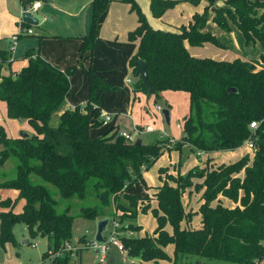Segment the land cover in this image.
Here are the masks:
<instances>
[{
  "label": "trees",
  "instance_id": "16d2710c",
  "mask_svg": "<svg viewBox=\"0 0 264 264\" xmlns=\"http://www.w3.org/2000/svg\"><path fill=\"white\" fill-rule=\"evenodd\" d=\"M108 1L91 0L89 28L79 37L75 65L58 68L39 55L37 46L24 52L26 64L19 71L3 75L1 69L10 62V51L0 49V100L5 103V115L25 120L33 131L10 138L0 126V168L12 162L7 175L0 172V188L17 191L12 201L0 200V246L14 244L12 227L21 223L29 237L46 239L40 255L44 257L47 250L55 252L64 241L70 242L74 218L106 217L122 222L149 212L154 221L150 233L118 238L129 257L148 264L168 262L170 257L164 248L171 246L173 263L193 254L222 262L257 264L264 258V0H225V7H213L215 0H205L200 12H193L185 25L172 31L152 28L135 0H122L129 4L137 22L126 33L128 41L137 42L127 60L135 77L133 94L146 91L135 75L137 60L145 65L153 102L161 98L162 91L187 93L188 111L180 121L182 135L172 148L165 146L166 137L134 144L117 135L118 130L89 135L91 128L101 125L97 110L89 115L90 103H98L101 91L117 89L103 82L90 66L96 24ZM178 1L182 0H148L150 14L159 18ZM208 9L221 30L229 31L231 24L245 45L258 43L262 49L258 59L218 60L190 55L185 43L222 46L204 29ZM84 61L89 63L85 69L86 102L82 108L75 105L71 110L64 109L68 77L83 67ZM228 88L234 91L228 92ZM95 90L99 91L96 97ZM52 118L54 127L49 125ZM251 121H260L258 128L250 130ZM57 134L67 139L68 152H58L49 139ZM245 139L254 145L250 156L245 153L236 161L212 166L207 165V157L201 168L195 165L183 174L167 176L171 182L164 177L166 167L159 166L156 173L160 184L150 196L126 190L168 148L179 152L186 145L191 152L209 153L233 150ZM177 163L181 165L179 160ZM192 178L200 182L192 183ZM186 188L187 194L191 189L199 192L194 212L182 205ZM219 196L233 205H225ZM19 199L23 204L15 212L13 207ZM193 214L199 215L196 227L187 225ZM140 228L138 224L121 227ZM79 240L82 242L84 235ZM70 260L64 252L53 256L50 264H70Z\"/></svg>",
  "mask_w": 264,
  "mask_h": 264
},
{
  "label": "crops",
  "instance_id": "0c3cea01",
  "mask_svg": "<svg viewBox=\"0 0 264 264\" xmlns=\"http://www.w3.org/2000/svg\"><path fill=\"white\" fill-rule=\"evenodd\" d=\"M40 6L37 9V13L40 16H45V20L36 24L34 26L30 25L32 30L31 34L20 35L14 45L10 50L8 65L4 66L1 69V74L5 75L8 71L17 72L21 67L26 64V59L23 58V54L27 49L35 48L38 46L39 55L49 62L50 64L63 69L70 65H75L77 63L78 58V47L80 44L79 37L86 34L89 28L90 16H91V0H39ZM138 4L140 10L144 14L147 22L150 24L152 28L161 29V30H169L172 31L179 25H185L191 18L193 12H200L203 8L204 4L203 0L198 2L195 6H187L185 3H176L173 7L176 9L179 6L186 8V11L183 15L174 18L173 12H171V8L166 10L163 15L159 18L152 17L148 8V0H135ZM223 0L218 3L219 6L223 5ZM190 5V4H189ZM217 6V7H219ZM214 7V6H213ZM20 11V2L18 0H0V49L8 50L9 46V38L10 36L16 32V20L18 18V14ZM213 12L211 10L208 11V18L206 23H211V17ZM136 15L134 12L129 10V4L122 0H109L107 6L103 13L98 18V23L96 24L95 29V39L92 45V53L90 66L96 73V75L107 84H116L118 89L112 90H104L105 95H108L107 98L102 99L101 102L97 104L90 103V111L89 115H92L95 110L104 111L109 114L110 118L101 126H104L103 131L100 133L107 131L108 129L112 130H124L135 136L138 135L137 138L140 139L141 142L148 143L143 137L144 134L155 133L154 138H172L174 141H177L182 135V132L179 136L180 128L175 126L173 123V128L170 127L171 118H178L180 114L184 113L183 111H187L186 107L182 109V111L177 114L174 112L175 107L173 106L172 97L177 96V91H162L161 98L158 101H163L167 105L168 112V123L166 124L158 115V122L155 123L153 114V109H150L149 102L153 104L152 96H146L145 93L136 92L133 94L131 90V85L135 81V77L131 72V77L128 76L123 80V83L120 85L116 81L117 75L124 70L126 66L127 60L129 56H131L136 49V41H128L126 38L127 31L131 30L136 26ZM216 25L211 24L209 30L222 45L224 48H233L236 51L241 52V55H234V57L227 58V60H231L233 58H239L241 60H253L258 59L260 53L262 52L261 46L258 43L247 44L245 45L243 42V38L240 32L233 26H230V30L228 32L221 31L215 27ZM205 29V28H204ZM187 51L190 55L195 57H204L208 56L213 59L222 60L215 55H209L202 53V49H209L212 47L209 43H203L201 48L190 46L188 44H184ZM252 45L253 47H257V56L251 55L252 50L247 49ZM243 46V47H242ZM213 49V48H212ZM223 49V48H222ZM225 50V49H224ZM89 63L84 61L83 66L85 69ZM92 64V65H91ZM125 65V66H124ZM82 68V67H80ZM128 71L130 67L127 66ZM80 70L79 68L76 69ZM75 71V72H76ZM74 72V73H75ZM72 75L68 77L69 83V92L68 96L64 101V109L71 110L75 105H78L82 108L87 99V79L85 74V80L82 84L72 85L70 83V78ZM72 91V92H71ZM101 91L99 94H102ZM121 94V95H120ZM181 96L185 99L188 105V96L186 94L181 93ZM144 99V102H143ZM150 104V105H151ZM157 105V103H155ZM159 106V105H158ZM160 107V106H159ZM155 109V108H154ZM185 113V114H186ZM111 114H116V117L111 120ZM177 114V115H176ZM182 119V117H181ZM9 120V118L5 115V103L0 100V126H5V121ZM20 122L19 128H24V132L26 134H31L33 131L27 128V123L25 120L16 119ZM180 122L179 120H177ZM153 123V126L156 124V127L153 128V131L146 132L142 131V129L146 126ZM166 124V126H165ZM152 126V125H151ZM152 126V127H153ZM135 129L140 130L139 133H135ZM91 130H89V135L91 137L97 136L100 134H92ZM5 132V131H4ZM21 132V131H20ZM19 132V133H20ZM6 136L10 138L18 137L19 134H15L13 136L9 135V131L6 127ZM57 145H60L59 151L60 153H66L69 150V144L67 141L59 140ZM185 146L188 150L189 147ZM182 146V147H183ZM240 147V148H239ZM237 148L244 149L243 146H239ZM235 150V149H234ZM227 150L228 153L223 157L224 160L233 158V151ZM190 151V150H189ZM246 151V150H245ZM247 152V151H246ZM198 158L202 156V154H206V157L210 158L209 153L198 152L194 153ZM159 158V157H158ZM157 158V159H158ZM156 159V160H157ZM222 160V159H221ZM167 163L160 164L155 168V177L156 180L152 184H148L146 186H137L138 179L135 183H133L129 188H127V192L135 193L140 196L148 195L154 191L156 185L160 184L157 179L156 170L159 166L167 165L170 160H167ZM212 161H215L212 159ZM223 162V161H221ZM198 165V164H197ZM182 170V169H181ZM183 171V170H182ZM145 171H142L141 175ZM187 193V191H185ZM17 194L15 189H4L0 188V200L8 198L12 201ZM183 196V194H182ZM181 196V198H182ZM219 198L225 205L232 206L233 203L228 201L221 196ZM23 204V199H19L14 207L13 211L19 212L21 210V206ZM155 202L152 200L151 205L153 206ZM199 202L197 203L198 206ZM1 209V207H0ZM190 209V207L185 208ZM197 209H191L188 211L194 212ZM144 215V214H138ZM199 216V215H196ZM136 217V222L140 225L138 218ZM194 219V216H192ZM190 220V225L198 226L199 219L195 221ZM152 220V227L148 231L145 230L144 227L140 230V234L138 236H142L144 232H151L154 228V221ZM184 225V223H181ZM141 226V225H140ZM13 228V227H12ZM13 230V229H12ZM166 230L169 228L166 226ZM26 233L25 227L22 224V234ZM14 235V234H13ZM15 237V236H14ZM16 239V238H15ZM79 239V238H78ZM80 241V240H79ZM21 242L25 243L26 238H21ZM29 242V241H27ZM81 242V241H80ZM166 254L171 258L172 257V248L171 246H166L164 248ZM138 258V257H131ZM139 259V258H138ZM140 260V259H139ZM76 261L75 264H88L87 262L81 263V252H76L75 256L70 260ZM109 261L113 262V258L110 255ZM141 261V260H140ZM144 264H148L143 262ZM159 264H170L167 261H159ZM257 264H264V258L259 261Z\"/></svg>",
  "mask_w": 264,
  "mask_h": 264
},
{
  "label": "rangeland",
  "instance_id": "374dc122",
  "mask_svg": "<svg viewBox=\"0 0 264 264\" xmlns=\"http://www.w3.org/2000/svg\"><path fill=\"white\" fill-rule=\"evenodd\" d=\"M200 1H202V0H199V2ZM221 1L222 0H215L212 3V6H214V7L219 6L218 3ZM224 1L225 0H223V2ZM180 2L187 4L188 7L189 6H195L198 3L197 2L196 4H194V3H191L189 0H182V1H178L176 3H180ZM203 2H204V4L206 3L205 0H203ZM219 7H225V3H223V5H221ZM171 10H172L171 12H173V17L176 18V17H179L180 15H183L186 11V8L179 6L176 9L174 7H172ZM209 10L210 9H208V11ZM35 15L38 16V20H40V14L35 12ZM97 23H98V21H97ZM211 24L214 25V22L211 21L210 24H208V22H207L205 25V29L208 31L211 30V28H210ZM215 27L217 29L221 30L218 26H215ZM221 31H223V30H221ZM224 32H228V31H224ZM209 45L212 46L210 48V50L209 49H202L201 46H194V47L201 48L202 49L201 52L204 54L215 55V56H219V57H225V58H220L222 60H227V58L234 57V55H241V56L243 55V54H241V52L236 51L233 48L218 47V46H215L211 43H209ZM247 49L252 50L251 55H255V56L258 55L257 54V51H258L257 47H255V46L253 47L252 45H250L249 47H247ZM255 50H257V51H255ZM204 57H208V56H204ZM126 66H127V63H126ZM126 66L124 67V70L121 71L116 77V81L120 85L123 83V80L126 77L132 76L131 71L130 70L128 71ZM79 69L80 70H77L75 73H73L71 78H70V83L72 85L82 84L85 80V66H83L82 68H79ZM94 70H95V68H94ZM95 72H96V70H95ZM113 86H115L117 88V90H119L118 86L116 84H114ZM111 92H113V91H111ZM177 92H178L177 93L178 95L172 97V102H173V106L175 107L174 112H177V114H179L182 111V109H184L185 107H186V110H188V105H186L187 104L186 98L184 99L181 96V93H184V94H186V97H187V93L183 92V91H177ZM101 96H102V99H104V98H107L108 95H105L104 90H103L102 94H99V97H98L99 102H101ZM143 102H144V99H143ZM151 103H152V101H151ZM151 103L149 102V107H150V109H153V111H154L153 114H155V115H152V116H154V121L156 123L159 120L158 119L159 113L156 111V109H154L155 103H157V105L160 106V109H167L168 107H167L166 103L161 101V100L156 101L153 104H151ZM97 112H98V110H97ZM183 113L185 115L186 111H183ZM97 117H98V115H97ZM115 117H116V114H111V120H113ZM181 117H183V114H180L178 118L172 117L171 120H169L171 123L170 127L173 128V123L178 122L177 120L180 121ZM109 118H110V116H109ZM5 125L9 131V135H11V136H13L15 134H19L20 131L24 130V128H19L20 122L16 119H13V118H9V120L5 121ZM49 125L51 127L55 126V119L54 118H52L49 121ZM101 125L98 127L91 128L92 129L91 133L95 134V135L100 134L104 129V126H101ZM149 125L153 126V123H151ZM26 126H27V128L30 129V131L32 130L28 124ZM165 126H166V124H165ZM6 127L2 126L5 133H6ZM155 127H156V124L153 126V128H155ZM180 134H181V131H179V136H180ZM154 136H155V133H150V134L146 133V134H144L143 137H146V138H144L146 140V142H148V141L152 142L153 140L156 139V138H154ZM135 137L137 138L138 135ZM178 138L180 139V137H178ZM49 139L52 142H54V144L56 145V150H58V151H59L61 144H59V145H57V144L59 142H62L59 140L67 141V139L63 135H58V134L56 137L49 136ZM56 140H57V142H56ZM167 140H168V147L172 148V146H173L172 144L174 142H170L169 138H167ZM239 148H235V150L233 149L234 150L233 151L234 152L233 158H229L226 160H224L223 157H225V155L228 153L227 150L211 151L212 154H209L210 158L207 159V160H209L208 161L209 163L208 164L206 163V164L212 166V165H216V164L230 163V162L236 161L241 156H243L245 153H248L245 151L246 150L245 148H244L245 150L239 149ZM168 149H166L165 152L162 153L159 156V158L140 176V179L138 180V183H137L138 187H140V186L144 187L148 184L154 183L156 180L155 168L160 164L167 163L168 162L167 160H170V162H173V163H168L167 165L162 166V167H166L165 172H164V177L166 178V180H168L167 176H169V175L175 176L176 173L183 174L188 169H190L191 167H193L197 164L201 168L204 165V162L207 158L206 154H202V156H200L198 158L194 154L195 153L194 150L191 152L185 146L181 147L179 152H177L176 150H173V149H171V150H168ZM229 151H231V150H229ZM249 156H250V154H249ZM212 159H214L215 161H212ZM177 160L180 161V163H181L180 166L177 165L178 164ZM221 161H223V162H221ZM11 166H12V162L11 161L7 162L3 168H0V172L2 171L7 175L11 171ZM191 180H192L191 181L192 183H195L198 181L200 182V180L197 178H192ZM169 182H171V181H169ZM188 189L189 188H186L185 190L187 191ZM198 196H199V192H194L192 189H191L189 194H187L184 191L183 196L181 198L182 205H183L184 209L186 207H190V209H187V210L195 209L197 207V203L199 201ZM196 215H198V214L192 215V216H194L195 221L199 219V216H196ZM137 218H138V221L141 225L140 226L141 228L138 230H130V229L122 230L121 229V227L125 224H133V225L138 224L136 222V218L134 220L124 219V221H122V222H118L116 218H113V220L118 223L117 231H118L119 236H127V237L138 236V234H140V230L142 229V227H144L145 230H147V231L149 229H151L152 220H151V215L149 212L145 213L144 215H139ZM191 219H192V217H191ZM194 219H192V220H194ZM96 222H97V219H83L80 217L74 218L72 221V226H71V230H70L71 231L70 243L77 250L76 252H81V263L87 262L88 264H98L93 259L92 253L89 250H85L81 247L82 243L78 239L82 235H84V238H87V239L93 237V235L95 233V229H96ZM187 225L192 227V225H190V223H187ZM12 229H13L12 232L15 236L14 237L15 242L13 245L11 243L7 242L4 244L3 247L0 246V264H44L45 263L44 259L45 258L47 259L48 255H46L44 257H40V255L46 248V239L39 237V236L31 238L26 233L22 234V224L21 223L14 224ZM147 233H150V232H147ZM103 234H105V231H103ZM21 238H26V242L22 243ZM27 241H29L30 243ZM32 242H34V245L32 244ZM109 252H111L113 262L109 261V254H108L107 255L108 262L106 264H144L138 258H131V257L127 256L125 250H124V252L118 251L115 247L112 246V247H110ZM172 261L173 260L171 257L170 261H168L170 264H237V263H230V262H222V261H218L215 259H208V258L201 257L198 255H193V254H188L184 258H181L174 263ZM75 262L76 261H74V262L71 261L70 264H75Z\"/></svg>",
  "mask_w": 264,
  "mask_h": 264
},
{
  "label": "built area",
  "instance_id": "2783aa9c",
  "mask_svg": "<svg viewBox=\"0 0 264 264\" xmlns=\"http://www.w3.org/2000/svg\"><path fill=\"white\" fill-rule=\"evenodd\" d=\"M20 2V11L18 14V18L16 20V32L13 33L10 38H9V46L8 50L10 51L14 43L16 42L17 38L20 35H26V34H31L32 30L30 28V25H25L22 20L21 16L23 13H31L36 17L37 24L40 22H43L45 20V16H40V20H38V16L35 15V12H37V9L40 6V1L39 0H18ZM264 11V9H263ZM156 111L159 113V117L161 120H163L162 114H161V109L158 105H155ZM101 121V124H106V122L109 119V114L100 111L98 112V117ZM264 121V118L261 120V122ZM260 125V121H251L249 123V129L253 130L255 128H258ZM175 126L180 128V122H176ZM153 127L151 125H146L142 131L150 132L153 131ZM140 130L135 129V133H139ZM117 135L121 136L127 141H134L136 139L135 135L124 131V130H118ZM170 142H174L172 138H169ZM165 146H168V142ZM240 146H243L246 151L251 155L254 150V145L252 144V141L250 139H245ZM199 151H196L198 153ZM118 223L114 220L108 221L106 227H105V234L102 232V241L97 242L94 240L93 237L87 239L84 238V240L81 242V247L85 250H89L92 253L93 259L96 261L98 264H106L108 262L107 260V255H111V252H109L110 247H115L118 251H123L124 248L122 247L120 241H119V234H118ZM34 245V242L32 243ZM80 249V248H79ZM76 249L72 246V244L69 241H64L62 245L60 246L59 250L53 252L50 250H47L46 255H48V258L44 259L45 263L44 264H50L51 258L53 256H59L65 253H68L71 258H73L76 254ZM45 255V256H46Z\"/></svg>",
  "mask_w": 264,
  "mask_h": 264
},
{
  "label": "water",
  "instance_id": "95a60500",
  "mask_svg": "<svg viewBox=\"0 0 264 264\" xmlns=\"http://www.w3.org/2000/svg\"><path fill=\"white\" fill-rule=\"evenodd\" d=\"M21 20L23 23L28 24V25H36L37 24V20L36 17L34 15H32L31 13H23L21 16ZM137 64V68L135 71V75L140 77V81L141 83L144 85L146 91H145V95L149 96L150 93L153 91L152 87L149 85L147 77H146V72H145V65L142 61L137 60L136 61ZM228 92L230 91H234V89L232 88H228L227 89ZM99 91L95 90V97L98 95ZM161 114L163 117V121L167 124L168 123V112L166 109H161ZM19 136H26V133L21 131L19 133ZM140 143V139L136 138L134 140V144H139ZM108 223V219L106 217L101 218V219H97L96 222V229H95V233L93 235V238L95 241L97 242H101L102 241V232L105 230V227Z\"/></svg>",
  "mask_w": 264,
  "mask_h": 264
}]
</instances>
